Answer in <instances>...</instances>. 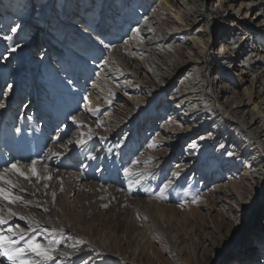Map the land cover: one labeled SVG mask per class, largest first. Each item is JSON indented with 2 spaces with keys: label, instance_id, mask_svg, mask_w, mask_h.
I'll return each mask as SVG.
<instances>
[{
  "label": "bare ground",
  "instance_id": "obj_1",
  "mask_svg": "<svg viewBox=\"0 0 264 264\" xmlns=\"http://www.w3.org/2000/svg\"><path fill=\"white\" fill-rule=\"evenodd\" d=\"M9 25L0 187L22 200H0V229L54 257L34 264H264V0H0ZM88 127L85 149L64 147Z\"/></svg>",
  "mask_w": 264,
  "mask_h": 264
},
{
  "label": "snow or ice",
  "instance_id": "obj_2",
  "mask_svg": "<svg viewBox=\"0 0 264 264\" xmlns=\"http://www.w3.org/2000/svg\"><path fill=\"white\" fill-rule=\"evenodd\" d=\"M18 27L19 26L12 27L10 29V32L12 34H15L17 32ZM136 32L139 33V29H136ZM12 34H5L2 37V39L4 41H7L8 45L10 46L9 50L11 52H16L19 45L14 43V36ZM99 44L102 45L104 49H108L110 46L109 43L105 42L103 39L99 40ZM65 83L69 86H72L74 82L72 79L69 78ZM6 89L8 91H11L12 85L11 84L6 85ZM6 94H7V92L4 93V95H6ZM84 99L87 100L88 97L85 96ZM3 107H5V105L3 103H0V108H3ZM87 111L92 115L96 114L95 111H93L92 109H87ZM96 111H98V109ZM71 123H72V125L75 126L76 129H84L86 127V125H84L80 121H78L77 117L74 115L71 116ZM96 127L100 128V127H102V125L97 124ZM94 135L95 134H94L93 130L91 129V127H88L87 131L81 130L79 132L78 138L75 141H72L71 139H69L67 144L64 145V147L67 148L68 145L74 144V146L76 148L85 149V147L93 141ZM59 139L61 140V143H63V138H59ZM98 139L101 142H103L107 138L104 136H100V137H98ZM148 147L150 149L158 148L159 145L156 143L155 140H153V142L150 143L148 145ZM193 147L195 148L196 145H193ZM49 152L54 157H60V155H61L60 152H52L51 149H49ZM88 159L95 160V159H97V157L92 155L91 151H89ZM36 163H37L36 160H33L31 162L30 169H31V172L33 175H36V168H35ZM129 163L135 165V164H138L139 161H130ZM176 167L179 168L180 166L176 165ZM3 171H4V173H8L10 171L16 172L17 174L24 176V178L26 180L28 179V177L20 171V169L16 163L9 165ZM123 172H124L125 177H130L131 175H133L132 169L130 167L124 168ZM171 176L178 178L180 176V172L174 171L171 173ZM48 179H51V177H48ZM0 182H2L4 184H10V181L4 180L3 175H0ZM130 183H139V180H130ZM171 185H172V180L169 179L167 181V183H165L163 185V187L160 189L161 196H163L164 192ZM12 187L14 188L15 185H12ZM61 191H63V189H61ZM53 197H55V193H53ZM0 200H5L9 204H12V203H15L17 201H21L22 197L13 195V193L5 187H0ZM193 202H195V201H193ZM103 207L107 208L108 205L105 204V205H103ZM45 211H47V209H45ZM9 214H10V216L16 215V213L11 212V211ZM19 219L23 220L24 217L21 216V217H19ZM7 223H8L7 220L0 218V225L7 224ZM16 227H17V229H19V225H17ZM6 231H7V233H13V228L9 227ZM13 234L15 236H17L18 239H13L11 236L6 235L4 230L0 229V256L6 258L9 261V264H34V261L29 258V253L34 255L35 257H42V258L47 259V260L54 259V257L49 255L48 249H46L43 245H41L38 242L33 241L30 237L25 238V236L23 234V230L16 231ZM21 240L25 241L24 246L16 247V245L19 244V242Z\"/></svg>",
  "mask_w": 264,
  "mask_h": 264
},
{
  "label": "rangeland",
  "instance_id": "obj_3",
  "mask_svg": "<svg viewBox=\"0 0 264 264\" xmlns=\"http://www.w3.org/2000/svg\"><path fill=\"white\" fill-rule=\"evenodd\" d=\"M215 0H213V2H214ZM103 4H104V2H103ZM110 7V5H107V7L106 8H109ZM11 25V24H10ZM9 25V27H1L0 26V48L1 49H3V51L0 53V58H2V57H4L5 56V52H7L8 51V46L6 45V43H5V41L2 39V37L7 33V32H10V28H11V26ZM215 30H212V32H214ZM31 34V33H30ZM41 39H42V35L41 34H39V33H36L35 35H32L29 39H27L26 41L25 40H23V42H25L26 43V45H27V49L29 50V54H30V56H35V55H37V54H39L40 52H41V50H42V43H41ZM213 42V41H212ZM52 47H55L54 49H56L57 48V50H58V47H60V44H58V43H56L55 45L53 44V46ZM49 51H50V49H49ZM54 53V51H52V49H51V51H50V55L52 56V54ZM9 82H10V77L9 78H7L6 80H5V83L3 82L2 83V86L1 87H3V89L6 87V85H8L9 84ZM2 90H0V92H1ZM0 97H2V94L0 93ZM26 99H27V95H23L22 96V99L19 101L18 100V102H17V104L14 106V108H12V110H10L11 112L13 111L14 112V110H15V112H14V116L15 117H18L19 116V112H20V110L22 109V105L26 102ZM33 106H34V104H33ZM12 112V113H13ZM38 123V122H37ZM49 133H52V131H49ZM264 218V214H262V213H257V223H260L261 222V220ZM35 235H37V233H35ZM38 236L39 237H37L38 239H39V241L43 238L42 236H41V234H38ZM114 264H118V262H116V263H114Z\"/></svg>",
  "mask_w": 264,
  "mask_h": 264
}]
</instances>
